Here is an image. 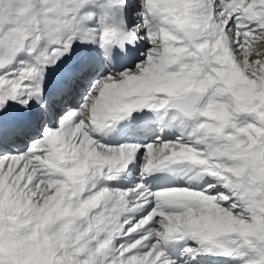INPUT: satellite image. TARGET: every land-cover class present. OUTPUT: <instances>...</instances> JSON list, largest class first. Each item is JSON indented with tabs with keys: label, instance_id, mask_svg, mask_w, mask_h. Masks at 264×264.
Listing matches in <instances>:
<instances>
[{
	"label": "snow or ice",
	"instance_id": "obj_1",
	"mask_svg": "<svg viewBox=\"0 0 264 264\" xmlns=\"http://www.w3.org/2000/svg\"><path fill=\"white\" fill-rule=\"evenodd\" d=\"M201 254L264 264V0H0V264Z\"/></svg>",
	"mask_w": 264,
	"mask_h": 264
},
{
	"label": "bare ground",
	"instance_id": "obj_2",
	"mask_svg": "<svg viewBox=\"0 0 264 264\" xmlns=\"http://www.w3.org/2000/svg\"><path fill=\"white\" fill-rule=\"evenodd\" d=\"M85 45H81L79 41L73 43V49L84 48ZM87 47H95V45H88ZM14 66V65H13ZM135 115V113H133ZM127 120H121L113 126V130L108 129L102 130L100 133L95 134V137L99 140L101 144H111L117 145L122 143H140L149 142V138H154L152 130L146 125L134 126L131 129H126L124 133L117 131L120 126L127 123ZM169 139H174V136L168 137ZM192 166L186 164H173L162 172L156 173L158 177H164L163 179L153 180L151 176L147 178L148 186L152 191L158 189H163L165 186H172L178 188H190L191 190H200V185L203 184L202 180H196L193 177ZM136 175L139 174V167L134 170ZM117 186H129L128 181H124L123 184H117ZM133 215V214H129ZM141 213H135L133 223L135 219H139ZM181 245L170 244L169 251L171 253H179ZM183 264H233L230 260L225 257L207 254V255H196L194 259L190 256H185Z\"/></svg>",
	"mask_w": 264,
	"mask_h": 264
},
{
	"label": "rangeland",
	"instance_id": "obj_3",
	"mask_svg": "<svg viewBox=\"0 0 264 264\" xmlns=\"http://www.w3.org/2000/svg\"><path fill=\"white\" fill-rule=\"evenodd\" d=\"M165 188H173V187L168 185V186H165L163 189H165Z\"/></svg>",
	"mask_w": 264,
	"mask_h": 264
}]
</instances>
